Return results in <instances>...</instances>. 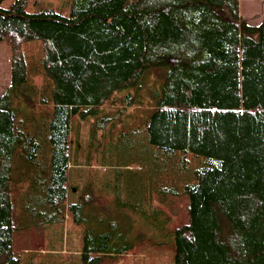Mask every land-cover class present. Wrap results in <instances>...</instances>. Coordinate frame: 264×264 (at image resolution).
<instances>
[{
    "label": "trees",
    "instance_id": "obj_1",
    "mask_svg": "<svg viewBox=\"0 0 264 264\" xmlns=\"http://www.w3.org/2000/svg\"><path fill=\"white\" fill-rule=\"evenodd\" d=\"M3 1L0 264H35L68 220L80 264H117L141 249L136 218L171 264H264V18L240 0Z\"/></svg>",
    "mask_w": 264,
    "mask_h": 264
},
{
    "label": "rangeland",
    "instance_id": "obj_2",
    "mask_svg": "<svg viewBox=\"0 0 264 264\" xmlns=\"http://www.w3.org/2000/svg\"><path fill=\"white\" fill-rule=\"evenodd\" d=\"M15 0H4L3 7H8ZM27 11L36 12L42 8H51L63 15L70 13L69 0H26ZM240 13L251 24H257L264 18V0H240ZM26 54L30 61L41 55L42 44L40 40L28 41L24 45ZM41 81V79H40ZM11 84V50L6 41H0V94L3 93ZM90 122L82 123L83 135L88 138ZM92 165L88 166V171L91 175L96 172H102L103 167L99 165L96 158L92 157ZM94 189V188H93ZM102 192V191H101ZM103 194V192H102ZM99 194L96 201L110 204L111 197ZM179 205V203H177ZM111 206V205H110ZM135 225L131 229L130 236L137 244H141V249L136 254H130L121 258L117 264H171L174 259V251L166 242L164 233L159 232L155 227L145 230L139 226L143 225L141 218L135 219ZM139 228V229H138ZM83 226L73 223L68 220L62 225H55L50 229L52 236L56 233L63 232L64 242L58 237L53 238L51 242L44 246V249L39 253L35 264H45V260L54 262V264H80V246L83 240ZM61 241H60V240ZM47 253L44 256V253ZM25 256V253H23ZM45 258H53L47 260Z\"/></svg>",
    "mask_w": 264,
    "mask_h": 264
}]
</instances>
